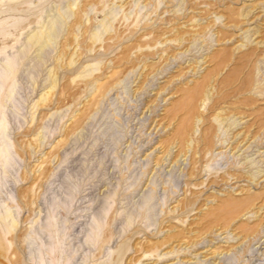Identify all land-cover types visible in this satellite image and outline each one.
<instances>
[{"label": "rangeland", "instance_id": "obj_1", "mask_svg": "<svg viewBox=\"0 0 264 264\" xmlns=\"http://www.w3.org/2000/svg\"><path fill=\"white\" fill-rule=\"evenodd\" d=\"M12 56L0 264H264V0H0Z\"/></svg>", "mask_w": 264, "mask_h": 264}, {"label": "bare ground", "instance_id": "obj_2", "mask_svg": "<svg viewBox=\"0 0 264 264\" xmlns=\"http://www.w3.org/2000/svg\"><path fill=\"white\" fill-rule=\"evenodd\" d=\"M241 13V12H240ZM245 13V12H244ZM245 15V14H244ZM246 16V15H245ZM244 17V16H243ZM245 18V17H244ZM51 28V27H50ZM46 30V29H45ZM49 30V29H48ZM43 31V30H42ZM50 32V31H49ZM43 35V34H42ZM33 36V35H32ZM31 38V37H30ZM39 38V35L36 34L34 35V39ZM29 40V39H28ZM34 42V41H33ZM28 44V43H27ZM33 44V43H32ZM24 51V50H23ZM22 52V51H21ZM20 55V54H19ZM15 59H18L17 56H12V57H6V60L4 61V63L2 64V71H0V79H2L4 77V75L7 76V74H11L10 77V85L9 87H7L6 92L7 95L9 96L12 92V81H13V76L15 75L16 72V67H15ZM1 65V64H0ZM194 91V90H193ZM196 94V93H195ZM6 119H4L3 116V111H2V105H0V139H2L4 133H5V129L6 127ZM8 147L6 145V143L1 142L0 144V166L3 167V169L5 170L6 164L8 163ZM1 184V183H0ZM9 214V213H8ZM7 212L4 211L3 213L0 214V218H6L8 216ZM11 217V216H10ZM3 220V219H2ZM98 227V226H97ZM98 230V229H97ZM53 232V229L51 230ZM94 233H96V230L94 231ZM92 233V234H94ZM97 234V233H96ZM95 234V235H96ZM94 236V235H93ZM43 244V243H42ZM59 242L57 244V248L59 247ZM56 247V246H55ZM56 248V249H57ZM53 251V250H52ZM51 251V252H52ZM34 255V254H33Z\"/></svg>", "mask_w": 264, "mask_h": 264}]
</instances>
